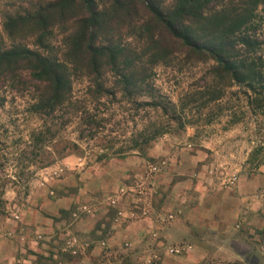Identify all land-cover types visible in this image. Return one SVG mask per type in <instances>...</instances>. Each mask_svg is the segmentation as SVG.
I'll use <instances>...</instances> for the list:
<instances>
[{
  "label": "trees",
  "instance_id": "trees-1",
  "mask_svg": "<svg viewBox=\"0 0 264 264\" xmlns=\"http://www.w3.org/2000/svg\"><path fill=\"white\" fill-rule=\"evenodd\" d=\"M160 69L198 76L176 102ZM9 92L29 96L40 149L64 126L84 141L132 122L99 161L225 115L243 122L264 113V0H0V110Z\"/></svg>",
  "mask_w": 264,
  "mask_h": 264
},
{
  "label": "rangeland",
  "instance_id": "rangeland-1",
  "mask_svg": "<svg viewBox=\"0 0 264 264\" xmlns=\"http://www.w3.org/2000/svg\"><path fill=\"white\" fill-rule=\"evenodd\" d=\"M196 76L180 78L173 70L160 69L157 83L178 102ZM7 96L6 108L0 110V245L10 242L18 253L0 258V264H66V258L78 264L83 250L93 251L90 241L94 239L106 261L158 264L160 258L147 252L146 243L136 246L129 226L145 232L146 240L151 236V246H161L164 231L182 233L186 240L170 244V255H187L192 236L199 247L212 250L198 264H242L224 252L223 234L196 229L188 216L182 217L178 231L174 212L162 207H172L166 202H192L204 216L205 206L221 210L229 206L241 181L264 180L261 110L248 113L243 122L234 125L225 115L206 126H187L158 140L144 154L134 152L99 161L108 140L118 142L117 148L122 145L132 122L120 128L113 121L96 139L84 141L77 139L73 129L66 132L64 126L53 143L40 149L30 132L39 128L41 121L25 114L29 96L13 92ZM67 140L77 141L83 153L66 157ZM180 186L186 194L178 199L181 190L171 197ZM185 196L188 199L181 201ZM248 197L264 202V187L253 189ZM201 218L198 224L207 221L213 225L215 221L214 217ZM87 228H93V236H88ZM124 233L125 237L109 243L116 234ZM261 235L264 237V232ZM172 247H180L181 253L171 254Z\"/></svg>",
  "mask_w": 264,
  "mask_h": 264
},
{
  "label": "crops",
  "instance_id": "crops-1",
  "mask_svg": "<svg viewBox=\"0 0 264 264\" xmlns=\"http://www.w3.org/2000/svg\"><path fill=\"white\" fill-rule=\"evenodd\" d=\"M260 186L264 187V180H257L252 184L247 183L246 181H241L238 187V192L235 194L236 197H230L231 200L229 206H227L226 208L224 207L225 209L223 208L222 210L216 208L217 206H214L212 208L205 206L203 208L204 216H202L203 214H199V207L196 206L197 208H194L195 206L193 205L194 203L192 204V202H189V204H187V202L185 204H174L166 202V204H170L172 205V207L164 206L162 207V210L174 212V217L177 219L175 222L176 227L179 228L177 229L178 231L182 228V217L186 218V216H188L192 223L194 221V227L196 229H214L215 233L223 234L225 236V245L222 248L227 255L230 254V257L232 256V259L238 260L242 262V264H264V237H262L261 235L264 232V202L254 200L253 198L251 201L248 197L253 189L256 190ZM181 188L183 187L180 186V188L177 187L176 189H174L173 193H171V197L174 196L175 193L177 194L178 192H181ZM184 194L186 193H184L183 190L182 193H178V195H180L178 196V199H180V197ZM187 199L188 196H185V198H181V201L185 202ZM221 211L223 213H221ZM200 215L202 217L201 220L203 218L204 220H207V218L214 217L215 221L213 225L207 223V221H204V224H198L197 220ZM215 217L219 219L217 220ZM88 223V226L92 225V222L89 221ZM150 223L151 222H148V226L150 225ZM89 229L90 228H87L88 231ZM93 231V228L90 229V234L88 235L89 237L93 236ZM128 231V233L132 235L133 242L136 241L135 243L139 244L136 245L137 247L141 245H143L142 247H144L146 243L147 252L149 251L153 256H157L160 258V262L158 264H198L212 252V250L199 247L197 238L191 236L190 240H188L191 241V249L189 253L184 256L176 257L169 254L167 247L170 244H179L180 242L186 240L187 237L182 236V233L178 234L176 232H173L172 234H170L169 232L164 231L162 236L164 238H161V240H163L159 243V245L161 246H155V244L151 246V241H153L151 236L149 237V240H146L145 238H143L145 232H142V230L140 231V229H137L134 226H129ZM126 233H124L123 235L116 234L113 238L110 239L109 243H114L117 239L125 237ZM88 241L90 240L88 239ZM257 241H260V244L258 246ZM91 242L94 246L93 251L89 248L88 250H83V256L78 259V264H127L122 262H114L113 260L106 261L102 258L99 252V241L94 239L91 240L90 243ZM11 246L12 244L10 242H7L5 245H0L1 259L17 256L18 248L16 250ZM73 262V260L66 258V264H74Z\"/></svg>",
  "mask_w": 264,
  "mask_h": 264
},
{
  "label": "built area",
  "instance_id": "built-area-1",
  "mask_svg": "<svg viewBox=\"0 0 264 264\" xmlns=\"http://www.w3.org/2000/svg\"><path fill=\"white\" fill-rule=\"evenodd\" d=\"M169 251L171 254H179L182 250L180 249V247H172Z\"/></svg>",
  "mask_w": 264,
  "mask_h": 264
}]
</instances>
